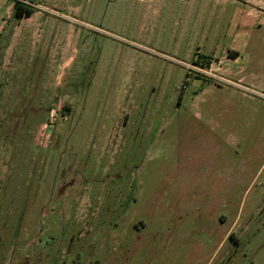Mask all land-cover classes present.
<instances>
[{
  "label": "rangeland",
  "instance_id": "rangeland-1",
  "mask_svg": "<svg viewBox=\"0 0 264 264\" xmlns=\"http://www.w3.org/2000/svg\"><path fill=\"white\" fill-rule=\"evenodd\" d=\"M30 1L0 0V264H264V0Z\"/></svg>",
  "mask_w": 264,
  "mask_h": 264
},
{
  "label": "trees",
  "instance_id": "trees-1",
  "mask_svg": "<svg viewBox=\"0 0 264 264\" xmlns=\"http://www.w3.org/2000/svg\"><path fill=\"white\" fill-rule=\"evenodd\" d=\"M36 10H37V7H34L33 5H30L28 3H25L22 0H14L13 2V14L18 19L29 17L33 15ZM0 48H1V34H0ZM63 108H68V106H63Z\"/></svg>",
  "mask_w": 264,
  "mask_h": 264
},
{
  "label": "built area",
  "instance_id": "built-area-1",
  "mask_svg": "<svg viewBox=\"0 0 264 264\" xmlns=\"http://www.w3.org/2000/svg\"><path fill=\"white\" fill-rule=\"evenodd\" d=\"M22 1H24L25 3H28V4H30V5H33L34 7H36V6H40V7H41V5L35 4V3L31 2L30 0H22ZM223 80H224V79H223ZM240 87H242V86H240ZM242 88L247 89V88H245V87H242ZM262 96H263V95H262Z\"/></svg>",
  "mask_w": 264,
  "mask_h": 264
},
{
  "label": "flooded vegetation",
  "instance_id": "flooded-vegetation-1",
  "mask_svg": "<svg viewBox=\"0 0 264 264\" xmlns=\"http://www.w3.org/2000/svg\"><path fill=\"white\" fill-rule=\"evenodd\" d=\"M229 236L233 238V237H234V233L231 232V233L229 234ZM223 240H225V239H223ZM223 240H222V241H223Z\"/></svg>",
  "mask_w": 264,
  "mask_h": 264
}]
</instances>
